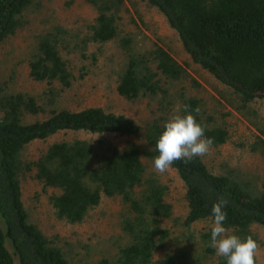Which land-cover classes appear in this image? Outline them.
Instances as JSON below:
<instances>
[{
  "label": "trees",
  "instance_id": "16d2710c",
  "mask_svg": "<svg viewBox=\"0 0 264 264\" xmlns=\"http://www.w3.org/2000/svg\"><path fill=\"white\" fill-rule=\"evenodd\" d=\"M30 2L0 0V43L14 31L18 16ZM87 2L99 7L87 25L91 42L117 37L123 1ZM146 2L162 14L190 59L229 88L242 104L264 99V0ZM71 33L73 48L69 43L72 36L66 35ZM83 35L59 25L53 32L39 35L36 51L28 60V75L42 83L40 92L0 89V218L4 225L0 227V264H13V255L18 264H69L61 249L28 220L20 171L32 173L45 188H51L57 215L71 222L83 220L102 196L118 200V236L126 242L119 243L113 258L102 257L96 264H208L185 250L168 247L169 230L164 222L178 219L173 217L168 187L154 171L153 158L165 122L177 109L182 115L184 105L206 126L205 136L214 139V146L226 140V128L213 122L212 116H203L200 100L186 95L182 84L177 88L187 73L167 50L154 43L138 44L132 36L119 40V53L125 59L115 91L128 101L147 100L141 120L100 106L75 108L58 103L57 98L71 91L75 79V61L63 52L71 48L82 52V42L87 39L79 38ZM65 132L74 137L50 143L22 161L27 144ZM78 132L90 136L77 137ZM109 136L124 141L119 146ZM170 169L184 187V225L212 219L213 202L226 196V229L242 239L251 235L258 241L251 226L264 228V177L260 189H251L236 174L212 173L199 156L187 163L176 161ZM214 264H226V260L220 257ZM257 264L264 263L257 259Z\"/></svg>",
  "mask_w": 264,
  "mask_h": 264
},
{
  "label": "rangeland",
  "instance_id": "374dc122",
  "mask_svg": "<svg viewBox=\"0 0 264 264\" xmlns=\"http://www.w3.org/2000/svg\"><path fill=\"white\" fill-rule=\"evenodd\" d=\"M117 18L118 35L104 42H91L87 25L97 14V8L87 0H31L18 16L19 21L13 32L0 43V89L22 90L38 93L42 83L35 82L28 75V60L38 44V37L53 32L61 26L67 32L79 31L81 51L73 48L74 35L69 41L72 47L69 55L75 61L71 91L58 97L57 102L72 107L82 105L100 106L104 110L124 114L134 120L146 115V99L128 101L115 91L118 73L123 70L124 56H120V38L132 36L134 41L160 45L182 66L187 76L182 84L186 95L200 100L205 109L203 116H212L213 122L220 123L227 130L226 140L213 145L209 154L199 156L208 170L215 174L237 175L249 188H259L264 177V99L239 101L226 86L218 83L206 70L195 64L183 49L177 34L169 27L162 14L146 0H122ZM118 5V4H117ZM134 35V36H133ZM88 36V37H86ZM69 38V37H68ZM195 81V82H194ZM4 88V89H3ZM77 137H89L84 132ZM74 137V133H56L44 140H33L24 147L22 161L30 159L39 149L61 139ZM119 146L124 139L109 136ZM28 171H20L21 199L28 213V220L34 223L46 240L63 252L69 264H96L102 257L113 258L119 243L126 239L118 236V200L102 196L100 203L92 207L83 220L71 222L59 217L52 205L55 193L44 187ZM162 183L168 187V200L173 205V217L164 226L169 230L167 244L170 249H181L190 257L208 264H214L220 257L215 250L208 249L212 219H200L189 226L183 224L186 214L184 187L172 169L161 174ZM0 227L4 225L0 218ZM259 245L257 259L264 263V228L251 226ZM7 247L12 251L9 241ZM159 254V253H157ZM13 264H18L13 255Z\"/></svg>",
  "mask_w": 264,
  "mask_h": 264
},
{
  "label": "clouds",
  "instance_id": "9594fccd",
  "mask_svg": "<svg viewBox=\"0 0 264 264\" xmlns=\"http://www.w3.org/2000/svg\"><path fill=\"white\" fill-rule=\"evenodd\" d=\"M183 114L173 115L165 122L155 149L157 155L153 158L154 171L164 174L176 161L190 162L194 157L210 153L214 139L205 136L206 126L198 123L188 105H184ZM199 114V108L194 110ZM228 204L226 196L219 197L211 207L212 222L210 225V241L208 247L215 250L218 257H224L226 264H257L259 245L251 236L240 238L230 233L224 226Z\"/></svg>",
  "mask_w": 264,
  "mask_h": 264
}]
</instances>
